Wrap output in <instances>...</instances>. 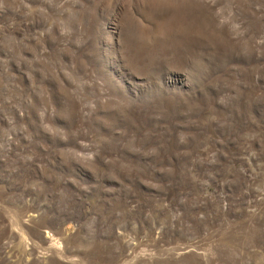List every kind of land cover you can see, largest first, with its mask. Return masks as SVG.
<instances>
[{
	"label": "rangeland",
	"instance_id": "obj_1",
	"mask_svg": "<svg viewBox=\"0 0 264 264\" xmlns=\"http://www.w3.org/2000/svg\"><path fill=\"white\" fill-rule=\"evenodd\" d=\"M0 264H264V0H0Z\"/></svg>",
	"mask_w": 264,
	"mask_h": 264
}]
</instances>
